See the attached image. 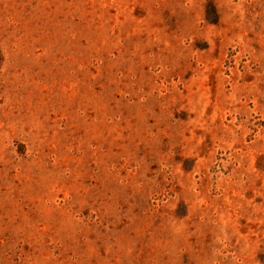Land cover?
I'll use <instances>...</instances> for the list:
<instances>
[{
    "label": "rangeland",
    "instance_id": "374dc122",
    "mask_svg": "<svg viewBox=\"0 0 264 264\" xmlns=\"http://www.w3.org/2000/svg\"><path fill=\"white\" fill-rule=\"evenodd\" d=\"M0 264H264V0H0Z\"/></svg>",
    "mask_w": 264,
    "mask_h": 264
}]
</instances>
